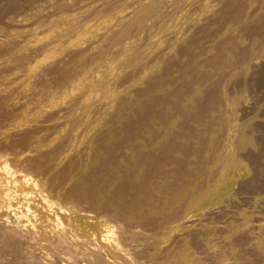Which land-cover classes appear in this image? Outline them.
Listing matches in <instances>:
<instances>
[{"label": "rangeland", "instance_id": "1", "mask_svg": "<svg viewBox=\"0 0 264 264\" xmlns=\"http://www.w3.org/2000/svg\"><path fill=\"white\" fill-rule=\"evenodd\" d=\"M158 1L0 0V72L53 53L29 78L0 81V141L20 145L19 161L45 156L61 192L95 186L111 206L81 207L92 216L127 232L147 221L125 241L142 258L117 264H264V0ZM75 71L78 83L59 80ZM27 201L0 206V221L36 218L29 247L54 249L47 224L81 258L106 229L73 217L71 232L54 202Z\"/></svg>", "mask_w": 264, "mask_h": 264}, {"label": "bare ground", "instance_id": "2", "mask_svg": "<svg viewBox=\"0 0 264 264\" xmlns=\"http://www.w3.org/2000/svg\"><path fill=\"white\" fill-rule=\"evenodd\" d=\"M158 2H161V0ZM91 15H93V14H91ZM136 18L134 17L132 20H134ZM81 40H82V37L78 36L76 41H74L73 43H77V41H81ZM3 45H5V44L4 43L0 44V48L4 47V50L2 48L0 50V52L2 50H3V52L5 50H8V49H6L7 46L5 45L6 46L5 47ZM3 52H1L2 56L0 58H4L7 56L9 57L10 52L9 53L6 52L4 54H3ZM234 54L232 51V55H234ZM236 54H238V53H236ZM50 55H53V53H51V51H49V53L43 51V53L40 54V56L36 60H33V61H32L30 56L23 57L24 59H22V60L20 59L21 61H19L17 63V66H15V67L13 66L12 68L10 67V69H8V70H3V69H2L3 71L1 70L0 81L5 80L10 75H13L15 71H23L24 72L23 77L29 78L31 76V74L37 68H40L42 65H44L45 63H47L49 61ZM235 56H237V55H235ZM81 57L82 56H80V54H77L76 56L74 55V57L72 58L71 63H70L71 66L78 65L79 67H81L80 63H79V60L83 61V60H81ZM238 57L239 56H237L235 59H237ZM255 57H257V56H255ZM241 59H243V58H241ZM239 60H237V61H239ZM1 61H2V59H1ZM1 64L3 65V63H1ZM7 68H5V69H7ZM247 70H248V68H247ZM80 73L81 72H78V71H75L72 73H67V75L65 77H61V78H59V80L64 79L66 81H71L72 83H78L80 80V77H81ZM49 75H51V74H48L46 76L49 77ZM23 77H22V79H24ZM52 77H54V76H52ZM17 78H21V76H19ZM19 80H21V79H19ZM14 82L17 83L16 80H14ZM36 83L39 84V82H36ZM9 84H11V82ZM47 87L48 86L46 85L43 89V91L46 90L45 91L46 94H47V92H49V88H47ZM3 88H5V87H3ZM4 90L5 89H3L2 91H4ZM241 92H243V91H241ZM233 93L234 92H231V94H233ZM62 96L64 97V95H62ZM62 100H63V98H62ZM1 102H2V100H0V104H1ZM22 106H24V105H22ZM18 107H20V106H18ZM4 113H5V111H4ZM241 118H243V117H241ZM7 119H8V117H7ZM239 120H240V118H239ZM163 121H164V118H163ZM246 121L244 120V122H246ZM251 123H252V121H251ZM163 124H164V122H163ZM20 133L22 134L21 131H20ZM209 145L210 144L208 143L207 144L208 149H209ZM28 146L26 145L27 148H29ZM21 150L22 149H21L20 145H18L16 141L11 140V143H9L7 145L3 144L2 141H0V195L1 194L3 195V193H4V196H5L4 200L1 199L2 197L0 196V206H2L3 208H7V209L11 210L14 207V204H17V205H19V203L29 204L30 201L28 202L27 199L31 198L32 194L38 192V194L41 195L42 198H44V200H49V202L50 201L54 202L53 203L54 206L52 207V210L57 212L59 215H62L65 217V219L67 220V224L70 226L69 230L71 232L74 231L71 227V221H72L73 217H78L81 219L99 218L104 223V227L106 229L103 230L101 238H93L92 240H89V242L91 244V251L87 254H84L83 257H81V258H77V257L72 256V252H73L72 250L73 249H72L71 243L66 239V237H59L57 234L58 229L55 227H54V229H52L49 225L46 224L45 228L49 234L47 236L49 237L50 240H53L54 243L56 244L54 249H52L49 253L48 252L46 253L42 249L41 250L38 249L33 243H32V246H30V247L27 246V243L30 240V231H32L36 228L35 225H36L37 219L31 217V218H29V220H27L28 223L26 224V223H24V221H26V220L18 221L17 219H15L12 216L14 214V212L6 210V211H8V213L10 215L9 218L6 219V221H2V222L0 221V264H63V262H65V261L68 264H117V262H116L117 259L126 258V257H124V255H127V256L131 255L134 257L137 256L136 257L137 259L142 258L141 254H140V256H138V255L135 256V254H131L132 251H138L141 249L139 247V245H133L132 247H128L127 244H125V241H127L128 239H133V238L135 239L139 235H142L143 233L147 232V231H145V229L149 227V226L148 227L146 226V225H148L146 223L147 221H145V220L141 221L140 223L142 225L139 224L140 226L132 228L133 230L130 228V231L127 232L126 229L123 227H120L118 225L117 226L116 225H114V226L110 225L111 223L108 224L107 221L102 216L101 217L92 216L91 212H90V209L92 207L93 208L97 207V208L104 210L105 208H109L111 206L109 201L105 202L100 197H97V196L92 194L93 192L91 190H95V186H92L91 184L88 185V183L85 181V179H79V180H76L75 182H73L69 187H67L66 189H64L61 192L59 186H52L51 185L52 183L50 180L49 181L44 180L45 174H46V170L44 169V167H45L44 163L46 161V157L45 156H38V157L37 156H33V157L28 156L23 161H19L17 159V157H18V154L21 152ZM22 152H24V151L22 150ZM100 164H103V163H100ZM96 170H97V168H96ZM66 171L67 170H65V172ZM68 173L71 174L72 172H68ZM67 175H69V174H67ZM125 183H127V182H125ZM127 184H129V183H127ZM101 188H103V187H101ZM107 191H108V193H110V195H108V196H112V195L117 193L118 189L115 187V188H111L109 190V188H108ZM143 193H144V190L142 187L136 188L137 196L142 195ZM85 205L90 206V209H88L89 212L85 211L86 208L85 209L81 208L83 206L86 207ZM109 222H111V221H109ZM115 222H117V221H115ZM20 226L21 227L24 226V230H22ZM179 226L184 227L183 225H179ZM148 232H149V230H148ZM189 249L190 248H189L187 243H185L183 245V248H181L182 252L185 254H187L189 252ZM146 252H148V251H146ZM139 253H142V251L140 250ZM243 254L244 253H242V255ZM239 255L241 256V252L239 253ZM240 256H239V258H241ZM2 257H3V259H2ZM145 257H146V255H145ZM136 258H134V259H136ZM243 258H244V256H243ZM247 258L248 257H246L244 261H246ZM57 259H58V261H57ZM241 260H242V258H241ZM248 260H252V258H250ZM148 261H150V262L155 261L153 264H155L157 262L156 258H154L153 256H150ZM59 262H61V263H59ZM141 262L144 263L145 261H142V259H141ZM246 262H248V261H246ZM257 263L261 264L260 261H258Z\"/></svg>", "mask_w": 264, "mask_h": 264}]
</instances>
